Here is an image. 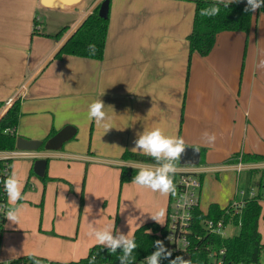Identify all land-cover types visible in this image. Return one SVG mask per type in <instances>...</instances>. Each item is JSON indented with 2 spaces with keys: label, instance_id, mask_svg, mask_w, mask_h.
<instances>
[{
  "label": "crops",
  "instance_id": "1",
  "mask_svg": "<svg viewBox=\"0 0 264 264\" xmlns=\"http://www.w3.org/2000/svg\"><path fill=\"white\" fill-rule=\"evenodd\" d=\"M100 2L80 0L63 8H49L40 0H0V115L14 97L20 107L16 137L45 140L66 124L75 127L66 145L33 150L26 156L32 159L28 170L33 171L35 159L45 158V172L51 179L60 180L46 183L45 198L40 203L45 210L51 196L55 216L51 223L43 216L41 223H36V214L30 218L23 213L36 200L23 196L16 205L22 210L19 223L4 217L0 240L3 253L21 255L30 251L27 247L21 250L16 238H32L38 232L41 239L50 235L66 243L51 254L41 252L54 257V261L68 263L77 255L85 256L96 243L88 236L90 228L112 227V223L103 221L101 211L96 214L91 201L99 202L112 188L116 190L121 165L157 166L121 158L125 150L132 151L137 133L144 130L159 127L165 135L182 137L185 145L197 147L202 162L176 166L177 171L197 167L202 181L206 171L218 170L210 185L212 192L234 186L235 197L240 189V171L264 169V161L242 162L240 156L232 160L237 152L264 154V69L257 68L264 60V12L253 13L247 32H218L209 53L200 55L189 53L187 41L194 1L110 0L102 58L71 54L55 57L62 43ZM39 10L50 14L51 24L41 21ZM34 19L39 30L33 32ZM63 26L67 30L55 37ZM98 99L104 102V111L111 120L113 129L107 133L87 118L89 104ZM205 131L216 135L214 144L205 142ZM11 151L0 150V155ZM239 160L243 168L238 171ZM94 166L101 169V178L109 183L103 187L100 179V184L90 190L88 176H92ZM73 168L80 176L85 169L87 176L82 187L83 204L79 199L81 179L73 176ZM24 176L25 172L21 178ZM61 181H71L73 192ZM54 183L56 189L60 185L59 192L52 190ZM38 184L41 186L39 180ZM150 191L132 181L123 183L118 214L121 216L122 204L135 194ZM168 201L169 195L157 192L152 206H145L126 222L119 218L125 230L121 233H131L156 210L166 208L167 218Z\"/></svg>",
  "mask_w": 264,
  "mask_h": 264
},
{
  "label": "trees",
  "instance_id": "2",
  "mask_svg": "<svg viewBox=\"0 0 264 264\" xmlns=\"http://www.w3.org/2000/svg\"><path fill=\"white\" fill-rule=\"evenodd\" d=\"M195 3V10L192 20V28L187 35L189 53L197 52L200 55L209 53L215 43V38L218 32L224 30H238L247 32L253 20V12H245L247 0H239L225 7L223 3L218 4V0H192ZM220 12L215 16H201V9L209 8L212 5H217ZM97 4L90 13H88L70 36L62 43L55 53V57H61L64 54H71L83 57H91L101 59L104 52L109 16L103 18L98 15ZM264 12V7L257 12ZM37 20L33 21V32L37 31ZM68 27H61L55 37H60ZM89 45H94V51L90 50ZM3 102L0 101V110ZM19 101H13L6 110L0 115V150H14L15 146V127L19 117ZM11 130V132H9ZM55 131L49 134L52 136ZM47 139L43 140L45 142ZM44 149L40 146L37 150ZM203 149L201 148V155ZM240 156L242 162H259L264 161V154L260 153H243L239 152L232 155L236 160ZM124 160H134L144 163L156 164V161L139 152L125 150L121 154ZM231 160V159H230ZM4 161L11 163V159H0V202L6 205L7 194L5 192L4 181L10 176L9 173H2ZM202 162V156L198 163ZM176 166H186L176 161ZM145 167H133L121 165L119 167V183L120 185L132 181L137 172ZM256 171V170H253ZM33 173L32 169L30 171ZM260 180H264V169L260 170ZM180 172L176 171L173 176L174 184L176 185ZM44 173L42 179H46ZM264 183L262 181L260 184ZM259 184V185H260ZM171 194L169 195L170 200ZM169 202V201H168ZM229 204L225 207H220L216 202H211L207 211L203 212L199 203L192 208L191 223H190V245L184 253L172 252L169 259H163L161 264H169L170 259L176 256H183L184 259L190 260L191 264H209V252L212 250L224 249L222 256L223 264L231 262H242L243 264H260L262 255H264V237L258 230V220L262 217L264 221V212H262L261 204L256 196L247 197L240 211L236 214L226 212ZM205 217L219 219L223 218L225 223L231 222L233 226H238L239 230L235 234L220 235L208 232L202 226V219ZM4 219H2V224ZM167 218L165 224L160 225L155 221L145 222L139 225L132 233L131 238L135 240L137 245L133 252V264H139L140 261L150 255L154 248V242L161 240L166 246L167 236ZM3 225L0 226V240ZM122 253L118 250L116 253H111L102 245L93 244L89 247L87 255L76 260L70 261L67 264H80L83 262H97L102 264H119L118 256ZM64 264L57 261H47L45 258L35 255H25L15 258L9 264Z\"/></svg>",
  "mask_w": 264,
  "mask_h": 264
},
{
  "label": "clouds",
  "instance_id": "3",
  "mask_svg": "<svg viewBox=\"0 0 264 264\" xmlns=\"http://www.w3.org/2000/svg\"><path fill=\"white\" fill-rule=\"evenodd\" d=\"M234 2H239V0H218V4L223 3L225 7ZM218 4L201 9V16L211 17L218 15L220 12ZM60 7H63V4ZM262 7H264V0H247L244 11L254 13ZM89 48L94 51L95 46L89 45ZM257 68L264 69V60L259 61ZM104 108L105 104L101 99L90 103L87 118L94 120L107 133L113 128L110 117H108ZM203 138L209 145L214 144L216 141V135L207 131L203 133ZM185 148V141L182 137L165 135L159 127L137 133V139L134 141V147L131 150L153 158L157 166L141 168L134 176L132 182L135 185L150 189L153 192H159L162 195H175L176 186L173 180V176L177 171L175 162L181 159ZM4 187L8 200L13 205L6 211L5 217L13 224H18L21 218V207L16 205L18 201L23 199V196L22 184L16 173H13L4 181ZM164 217L165 211L163 209L156 211L151 216L159 224H163ZM88 236L111 253H116L119 250L122 253L118 256L119 264H133V252L137 245L128 233L118 232L114 234L111 226L102 229L92 227L88 231ZM168 239L171 241L172 237L170 236ZM154 248L155 251L145 257L146 264H161L163 259H169L172 256V252L166 248L161 240L154 242ZM35 264H39V261H35ZM169 264H191V261L184 259L183 256H176L174 259L169 260Z\"/></svg>",
  "mask_w": 264,
  "mask_h": 264
},
{
  "label": "rangeland",
  "instance_id": "4",
  "mask_svg": "<svg viewBox=\"0 0 264 264\" xmlns=\"http://www.w3.org/2000/svg\"><path fill=\"white\" fill-rule=\"evenodd\" d=\"M94 0H92L93 2ZM46 12H43L41 10L38 11V16L39 18H41L42 22H48L51 24V22L49 20L52 21V17H50L48 14L47 16ZM48 17L50 19H48ZM67 142H65L63 145H66ZM32 162L31 158L28 157H16L14 158L10 165V175H12L13 173H16L17 176L19 177L21 184H22V196H29L30 200H36L33 202V205L31 208H27L24 209L23 213L26 216H29L30 218L36 214L37 215V220L36 223H41V216L44 217V220L49 221L50 223L53 220V217L55 216V214L53 213L52 210V206H51V201H52V197L49 196V201L45 204L46 207L44 208L45 210L42 209V207H40V203L43 202L44 198H45V190H46V183L49 181H60L58 179H51L48 174L46 179H42V176H38L35 173L31 174L30 173V168L28 170V165L30 166ZM199 164V163H198ZM197 164V165H198ZM27 169V171H26ZM100 168L98 166H94L93 170H92V176L91 174L88 176V184H90V190H92L96 185L100 184V179H101V183L103 185V187L105 186V184L107 185V183H109V180H104L103 178H101V173H100ZM74 171V177L76 179L80 178L81 179V191L80 193H82V195H80V200L83 204V190L82 187L85 184V169L84 171H82L81 176L80 173L78 172L77 168H73ZM216 169H212L211 171H206V173L204 174V177L201 181V185H200V189H199V195H198V200H199V206L200 209L203 212L207 211V204L211 201H215L219 206L221 207H225L229 204V202L234 198V192H235V188L233 186V189H228L225 187H222L221 189L217 190V191H211L210 190V185L212 182V179L215 178V174L217 173ZM25 172V176L23 178H21L22 174ZM236 174V173H235ZM237 175V174H236ZM260 175L261 172H256L255 173L253 171H251L250 169H243L242 171H240L238 177H237V182H238V187L240 189H248V188H257L259 186V184L264 181V180H260ZM87 179V176H86ZM38 180L41 183V186L38 184ZM60 183H65L68 187L69 190H74V184L69 181V183L67 181H61ZM235 183V181H234ZM56 183H54V186L52 188V190H60V185L57 186L56 189ZM122 185V184H121ZM121 185L119 183V180L117 182V188L115 191H113V188L111 189V192H107L105 193V195L102 197L101 201L93 203V201H91L90 206L92 208H95L96 210V214L97 212L101 211L102 213V217H103V221L106 222H110L112 223V227L111 230L113 231V233L115 234V231L117 230V227L119 225V218L124 219V222L128 221L131 217H133V215H136L139 210L144 209L145 206H152V199L154 196L157 195V192H153L150 191L148 193H143L141 195L139 194H135L130 201H128L125 204H122L121 206V216L118 214V205H119V194H120V189H121ZM103 189H109V188H103ZM49 192H51L48 189ZM6 209H5V213L6 211L13 207V205L11 204V202L8 200H6ZM260 203V201H259ZM262 206H263V212H264V200H262L261 202ZM22 211V210H21ZM157 211V210H156ZM154 211L151 216L156 212ZM165 214H166V208H165ZM166 216V215H165ZM119 220V221H118ZM148 220L154 221L151 217H149V219L145 220L147 222H150ZM166 218L164 217V221L163 224H165ZM156 222V221H155ZM159 224V223H158ZM160 224V225H163ZM134 230V229H133ZM239 230L238 226H229L227 225L224 228V231L222 232L223 235H231V234H235L237 233ZM258 230L260 231L262 237H264V221L262 219V217L259 218L258 221ZM42 232V231H41ZM118 232H125V230H123L122 226L119 225V229ZM117 232V233H118ZM38 233V232H37ZM37 233H33L31 237L28 236L27 238V242H25V239H20V238H16L19 240L20 242V247L21 250H24L26 247L28 248L27 252L21 253V255H13V253L11 252H6L4 250V253L0 251V261H11L15 258H18L19 256H25V255H35L38 257H45L47 261H54V257H48L49 255H44L41 252H45L48 254H51L50 252H55V250H57L58 248L63 247L66 243L59 240V237H55V236H44V239H41L40 237L37 236ZM44 233V232H42ZM133 231H131V233H128L130 238L132 236ZM52 234V233H50ZM127 234V233H124ZM96 244V243H95ZM68 247V244H67ZM66 247V248H67ZM35 250H37L38 252H36ZM87 255V254H86ZM85 255V256H86ZM78 256H82V255H77V259L78 260ZM84 257V256H82ZM81 257V258H82ZM80 259V258H79ZM261 259L264 261V255H262ZM59 262V261H58ZM67 264V263H64Z\"/></svg>",
  "mask_w": 264,
  "mask_h": 264
},
{
  "label": "built area",
  "instance_id": "5",
  "mask_svg": "<svg viewBox=\"0 0 264 264\" xmlns=\"http://www.w3.org/2000/svg\"><path fill=\"white\" fill-rule=\"evenodd\" d=\"M39 29V26H37ZM14 98V97H13ZM13 98H10L6 104L12 103ZM11 132V130H9ZM29 150H18L14 149L9 154H1L0 159L26 157L31 155ZM243 168L242 162L238 161L237 170ZM10 172V163L4 161L2 173L7 174ZM176 182V194L171 195L167 207V236H166V248L171 252L184 253L190 245V223H191V211L192 208L199 203L198 195L201 185L200 170L197 167H187L179 171ZM10 175V173H9ZM256 196L258 201L264 200V183L260 184L256 189H237L235 197L229 203V208L226 212L236 214L240 211L244 200L247 197ZM6 205L0 202V226L2 219L5 217ZM204 229L211 233L223 235L224 228L229 225L233 226L231 222L225 223L223 218L213 219L205 217L201 221ZM238 223L237 226H239ZM172 237L171 241L168 237ZM224 255V249L212 250L209 252V264H223L222 256ZM0 264H9V261H0ZM80 264H102L97 262H83ZM139 264H146L145 257L140 261ZM229 264H243L242 262H231ZM260 264H264L262 260Z\"/></svg>",
  "mask_w": 264,
  "mask_h": 264
},
{
  "label": "water",
  "instance_id": "6",
  "mask_svg": "<svg viewBox=\"0 0 264 264\" xmlns=\"http://www.w3.org/2000/svg\"><path fill=\"white\" fill-rule=\"evenodd\" d=\"M80 0H40V3L49 8H63L67 5H72ZM110 0H101L98 7V15L100 17H107L109 12ZM63 4V7L60 5ZM75 133V127L71 124H66L50 136L45 142L38 139H27L21 136L16 137L15 146L18 150H37L43 146L46 150L59 149L63 143L70 139ZM200 159V150L197 147L186 145L185 152L179 160L183 165H196ZM46 159L38 158L33 162V171L38 176H43L45 173Z\"/></svg>",
  "mask_w": 264,
  "mask_h": 264
}]
</instances>
